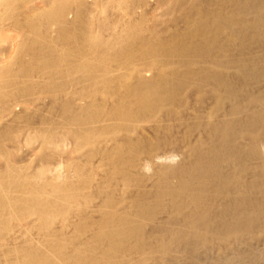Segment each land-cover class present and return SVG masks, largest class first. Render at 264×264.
Returning <instances> with one entry per match:
<instances>
[{"label": "bare ground", "instance_id": "bare-ground-1", "mask_svg": "<svg viewBox=\"0 0 264 264\" xmlns=\"http://www.w3.org/2000/svg\"><path fill=\"white\" fill-rule=\"evenodd\" d=\"M0 264H264V0H0Z\"/></svg>", "mask_w": 264, "mask_h": 264}, {"label": "rangeland", "instance_id": "rangeland-1", "mask_svg": "<svg viewBox=\"0 0 264 264\" xmlns=\"http://www.w3.org/2000/svg\"><path fill=\"white\" fill-rule=\"evenodd\" d=\"M178 159H179V158L177 157L175 160H176V161H179Z\"/></svg>", "mask_w": 264, "mask_h": 264}, {"label": "clouds", "instance_id": "clouds-1", "mask_svg": "<svg viewBox=\"0 0 264 264\" xmlns=\"http://www.w3.org/2000/svg\"><path fill=\"white\" fill-rule=\"evenodd\" d=\"M176 158L174 157L173 160H175ZM147 170H150V169H147Z\"/></svg>", "mask_w": 264, "mask_h": 264}]
</instances>
